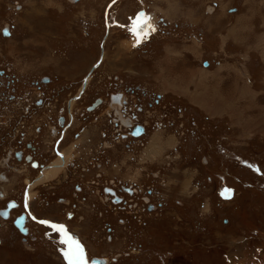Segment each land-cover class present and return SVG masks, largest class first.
<instances>
[{
  "label": "rangeland",
  "instance_id": "1",
  "mask_svg": "<svg viewBox=\"0 0 264 264\" xmlns=\"http://www.w3.org/2000/svg\"><path fill=\"white\" fill-rule=\"evenodd\" d=\"M107 1L0 0V32L3 26L11 31L6 38L0 33V69L17 73L27 80L26 84L41 74L62 83L68 80L65 91H61L65 94H55V104L62 103L76 91L89 55H98L100 13ZM139 3L147 10L146 24L151 20L152 27L148 25L146 32L135 33L133 39L142 34L152 36L156 29L161 32L139 49L121 45L115 58L117 40L127 41L125 14L135 10L137 3L113 2L108 11L111 38L104 39L107 58L94 71L82 97L87 92L89 97L101 93L111 76H117L123 84H138L151 93L145 102L151 101L155 93L167 92L153 107L154 125L147 126V136L135 146L130 143L132 150L121 141L102 140L101 131L93 123L84 125L79 137L63 146L72 144V150L77 151V144H96L92 150H103L104 159L109 161L107 176L101 179L114 176L138 181L143 190L150 187L153 192L149 201L156 208L145 211L138 198L135 211L119 214L111 209L124 221L119 224L108 211L98 212V207L104 208L108 202L99 194V198L88 197L82 191L75 193L77 198L72 196V202L77 199L81 205L76 200V218L69 226L90 254L115 259L108 264H264V0ZM165 10L168 18L163 15ZM136 21L139 20L133 21V28ZM164 30L168 33L164 34ZM188 47L194 53L186 51ZM159 61L161 66H168L163 76L170 81L161 87L160 80L154 77L161 67ZM17 105L24 109L21 103ZM112 108L118 114L115 105ZM157 134L162 142L158 143ZM152 137L157 142L149 144ZM47 146L43 149L41 144L40 153L49 155ZM8 147L13 144L2 143L0 147L3 168L10 166L8 156L13 157L8 155ZM124 151H131L132 156L122 163ZM1 167L0 174L4 171ZM93 172L97 169L90 170ZM75 174L68 180L67 195L73 194L72 182L87 183L88 178H94ZM128 174L131 177H123ZM56 177L51 180L64 181L67 174ZM21 184V178L13 180L10 193L11 188L15 191ZM225 189L231 190L230 198L222 195ZM38 190L46 194L47 204H53L64 191H55L51 182ZM4 199L0 198V205ZM32 205L38 215L58 220H63L62 210L67 208L59 211L53 205L52 209L51 205L49 209L36 202ZM86 213L92 216L84 221ZM103 218L112 221L109 226L113 231L104 230ZM16 237L21 238L9 222H0V264H63L61 247L53 235H45L36 243L30 239L28 243L21 242Z\"/></svg>",
  "mask_w": 264,
  "mask_h": 264
},
{
  "label": "flooded vegetation",
  "instance_id": "2",
  "mask_svg": "<svg viewBox=\"0 0 264 264\" xmlns=\"http://www.w3.org/2000/svg\"><path fill=\"white\" fill-rule=\"evenodd\" d=\"M116 1L118 0H108L100 13L102 33L100 32L101 36L99 35L100 38L97 44L98 55L96 57L92 55L90 57L89 55V62L82 66L85 71L78 79L76 91L60 101L62 103L55 104L57 100L55 94L57 97L65 94V92L61 91H65L68 80L62 83L59 82L60 80L58 78L53 79L48 74H41L36 79H28L26 84L27 80L18 76L17 73H13L7 69H0V104L3 106L2 108L0 107V147H2V143L13 144L12 148L8 147V150L6 149L8 155L13 156L12 158L8 156L10 166L4 168L0 166L4 169L2 174H0V181L4 180L2 187H0V198L4 199V196H7L3 202L1 201L0 222L2 224L9 222L14 232L21 237L19 239L16 237V239L25 243H28L29 239L32 240L33 243H36V240L41 241L42 237L45 235H53L54 239H58L57 243H59L61 247V252L62 249L67 250L68 248V244L65 243L66 237L74 240L83 247L87 264H108L109 261H114L115 259L112 257L108 258L104 255L90 254L84 248L82 239L78 237L77 232L74 228L72 229L69 226V224L74 222V217L76 218L75 213L76 210H78L74 209L75 203H77L78 200H74L75 203L72 202L75 193L78 194L82 191H86L88 197L90 195H95L99 198L100 196L105 203L108 202V205H104V208L98 207V212L105 213L108 211L109 216L114 215L115 220H118L117 222L119 224H123L124 221L121 217H116L117 214H114L111 209L119 211V214L129 210L135 211V201L138 202V198H140V202L144 203L145 211H151L156 208L154 203L149 201L153 192L150 187H145L143 190L138 181V183L134 181L130 182L128 180L117 179L114 176H112V179L109 178V180L101 179L107 176L106 170L109 161L104 159L105 155L102 153L103 150L99 149L100 152L95 151V149L94 151L92 150V148H94L93 146L96 144H77L76 146L79 147L77 151L72 150V144L69 147H64L78 138L83 126L89 123H93L92 125H95V128L101 131L100 138L102 140L109 142L121 141L126 148L129 146L131 147L130 143L135 146L136 142L147 136V128L154 125L153 122L155 118L153 107L160 103V98L164 97L167 93H155L151 98L152 102H145L144 99H146V96L150 97L151 93H146L145 89L141 88L138 84H123V81L118 79L117 76H111L107 86L104 87L101 93H95L89 97L87 92V95L85 94L86 97H82L87 87H89L92 82L94 71L99 65H102L106 61L107 54L104 49V39L106 40V38H108L107 40H109V38H111L108 32L112 29L108 18V11L113 2ZM134 1L137 3V8L125 14V17L127 16L128 28H124V33L127 37V41L117 40L118 45L114 47L115 58L120 52L121 45L127 46V49H130L129 46L132 49H139V47L141 48L148 43L155 33L161 32L160 29H156L155 33L151 34L152 36H150V34H142V37L140 36L137 40L133 39L135 33H138L137 30L136 32L132 29L133 21H135V19H140L141 17H138L140 16L139 14H146L147 11L145 7L140 5V0ZM163 15L168 18L166 10ZM125 17H123V19ZM160 23L162 24L165 22L160 21ZM145 26L148 27L147 24ZM3 32L6 33V35H3ZM162 32H164V34L168 33L167 30ZM0 33L5 38L11 35L9 28L2 29ZM128 42H130V44ZM99 49L102 50L99 52ZM164 49H166V46H164ZM186 49V51L194 53L189 47ZM168 58L171 59L170 56ZM70 64L71 66L73 65V63ZM169 65L173 66L172 62H170ZM160 66L161 62L159 61L158 67ZM167 69L168 66H161L158 74L154 76L156 79L160 80V87L164 85V83L170 82L163 76ZM91 74L92 77H90ZM178 77L180 76L178 75ZM30 92L33 94L31 95ZM17 103L24 105V109H21V106H18ZM78 104H82V106L78 108ZM5 105L7 106L5 107ZM114 105L118 114L114 112L115 110L112 108ZM147 105L149 108H147ZM38 107H42V109H36ZM147 111L149 113H147ZM162 117L164 119V113H162ZM30 121L34 122L29 126L28 122ZM144 122L147 123V125L143 124ZM74 127L75 130H72ZM41 137L43 140H41ZM1 138H3V142ZM129 138L131 142H129ZM156 138H159L158 143L162 142L158 134ZM156 138L154 142H157ZM148 141L149 144H154L153 137L151 139L149 138ZM41 144L42 148L44 145L43 149H46L48 144L47 148H49L50 151L49 155L46 152H43V154L40 153ZM74 146L73 144V147ZM131 148L133 149V147ZM131 148L130 150H132ZM123 150L125 149L123 148L122 151ZM5 152L3 154H5ZM129 152L131 151L126 152L121 158L122 163L132 156V153ZM113 158L116 159L115 156ZM148 158L151 161L153 160V158ZM13 163L15 165H13ZM17 166H22V168ZM90 168L97 169L98 173H90ZM76 172L85 173L88 177L89 175H93L94 178H88V180H90L87 183L84 181L72 182L70 188L73 194L69 193L70 195H67L66 188L68 187V180L74 179ZM59 173L64 175L65 173L67 174L64 181H61V179L58 181L51 180L53 176L57 178L56 176H58ZM3 174H7L9 178H6ZM123 177L127 178L131 176L128 174ZM18 178L22 179L20 189L12 191L11 188L10 193V189L8 188L12 186L13 180H17ZM50 182L55 191L59 189V191L64 190L62 195H58L54 198L53 204L52 202L49 204L45 203L47 202L46 194H42L38 190L41 187L47 186ZM90 187L92 188L90 189ZM142 191H144V193ZM97 194H99V196ZM147 195L149 196L147 197ZM75 198H77V196H75ZM25 202H27V207H25ZM33 202H36L39 207L46 206L48 209L50 205H53L54 207H58L59 211L61 210L60 208L67 207L62 210L63 220L38 215L32 205ZM78 204L81 205V202L78 201ZM158 205L161 206V203H158ZM69 206H72V208ZM55 212H57V210ZM91 216L92 214L86 213L83 215L82 219L87 221L88 217ZM21 217H23V219H21ZM33 217H35V219H33ZM107 218H103L102 223L104 230L110 232L113 231V228L109 226L112 221ZM42 220L48 221L49 223L42 224L39 222ZM53 223L63 225L64 231L60 232L57 229H53L51 227ZM36 227L42 229L38 230ZM107 237L110 238V236H106V238ZM63 261V264H68L65 257Z\"/></svg>",
  "mask_w": 264,
  "mask_h": 264
},
{
  "label": "snow or ice",
  "instance_id": "3",
  "mask_svg": "<svg viewBox=\"0 0 264 264\" xmlns=\"http://www.w3.org/2000/svg\"><path fill=\"white\" fill-rule=\"evenodd\" d=\"M140 16H143V13L139 14ZM147 19V18H146ZM149 27H152L151 25H149ZM155 29L153 28V31ZM222 195L225 196V198H230L231 195V190L230 189H225L222 192ZM25 207H27V202H25ZM21 219H23V217H21ZM33 219H35V217H33ZM42 224H48V221H39ZM51 227L53 229H57L60 232L64 231V226L63 225H59V224H51ZM65 243L68 244V248L67 250L62 249V254L64 255L65 259L68 261V264H87V261L85 260V254L83 251V247L76 241L71 240L69 238L66 237L65 239Z\"/></svg>",
  "mask_w": 264,
  "mask_h": 264
},
{
  "label": "bare ground",
  "instance_id": "4",
  "mask_svg": "<svg viewBox=\"0 0 264 264\" xmlns=\"http://www.w3.org/2000/svg\"><path fill=\"white\" fill-rule=\"evenodd\" d=\"M49 1H50V0H49ZM142 17H143V21H144V19L146 18V16H142ZM142 17H141V18H142ZM147 19H148V18H147ZM136 20H137V19H136ZM138 20H139V21L136 22L135 27L133 28L134 31H136V30H137L136 27H137V26H140V24H141V19H138ZM146 23H147V20H146ZM141 26H143V24H141ZM136 32H137V31H136ZM263 38H264V37H263ZM262 40H264V39H262ZM170 50H171V49H170ZM208 73H209V72H208ZM203 77H204V76H203ZM199 95H200V93H199ZM222 102H224V101L222 100ZM214 110H215V109H214ZM169 139H171V138H169ZM173 141H174V140H173ZM169 142H170V141H168V144L171 143V142H170V143H169ZM173 144H174V143H173ZM158 146H159V145H158ZM153 151H154V150H153ZM152 153H153V152H152ZM156 153H157V152H156ZM152 156H153V155H152ZM49 174H50V173H49ZM46 178H47V176H46ZM46 178H45V179H46Z\"/></svg>",
  "mask_w": 264,
  "mask_h": 264
},
{
  "label": "crops",
  "instance_id": "5",
  "mask_svg": "<svg viewBox=\"0 0 264 264\" xmlns=\"http://www.w3.org/2000/svg\"><path fill=\"white\" fill-rule=\"evenodd\" d=\"M173 12V11H172ZM172 16V15H171Z\"/></svg>",
  "mask_w": 264,
  "mask_h": 264
}]
</instances>
